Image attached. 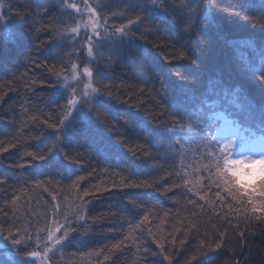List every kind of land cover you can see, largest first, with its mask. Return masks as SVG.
Masks as SVG:
<instances>
[{"label": "trees", "instance_id": "16d2710c", "mask_svg": "<svg viewBox=\"0 0 264 264\" xmlns=\"http://www.w3.org/2000/svg\"><path fill=\"white\" fill-rule=\"evenodd\" d=\"M0 1V264H36L63 226L58 264H264V224L213 180L203 138L220 112L264 137V0ZM77 63L97 95L69 115L60 79ZM220 232L228 244L201 255Z\"/></svg>", "mask_w": 264, "mask_h": 264}, {"label": "snow or ice", "instance_id": "6c2138e0", "mask_svg": "<svg viewBox=\"0 0 264 264\" xmlns=\"http://www.w3.org/2000/svg\"><path fill=\"white\" fill-rule=\"evenodd\" d=\"M85 3H87V0H85ZM72 8H77L76 4L71 5ZM95 12L96 10L93 8L89 9V14L93 16L94 18L90 21V23L93 26V29H97L98 25V19L95 18ZM135 19H138L135 18ZM134 20H128L127 25L121 24L119 27L115 28V32H122L125 30V28L133 23ZM77 29L73 28L72 32H76ZM91 42V38H89V43ZM43 43V42H42ZM91 54V53H89ZM184 58V53L180 52L178 56L172 57V59H181ZM167 61H170L171 59L168 57H165ZM75 67V66H73ZM85 73L89 76L92 75V72L85 68ZM178 74V73H177ZM258 78L264 82V75H259ZM86 88L88 85L85 86ZM92 91H97V89L93 88ZM87 95V93H85ZM77 103L76 97L73 96L72 98L67 100V108L69 111H71L72 107ZM64 117L61 116V123L63 122ZM175 120L174 117H171V121ZM160 123H166L165 121H160ZM52 125H49L51 127ZM56 129H59V126L56 127ZM14 147V145L9 144L8 149H11ZM221 150L224 152L223 156V166L218 167L217 175L218 177L222 178L224 185L226 186V189L229 190V194L232 195L233 200H236L237 197L240 198L239 202L244 205L243 212L246 217H251L252 219L249 221L250 225L254 226L253 221L259 222L260 224H264V171H261L259 173L251 174L246 177V184L244 186H241L237 184L236 180L234 179V176L232 174V170L235 168V165L237 164H243L246 162H255L260 161L261 164H264V155L257 157V158H251V157H241V158H231L230 152L227 150L232 148L231 142H225L220 144ZM7 149L0 148V153L6 151ZM51 149H49L50 151ZM132 154L135 156L136 152L133 151ZM147 155V153H145ZM27 156L33 157L34 159H43L42 154L40 153H32L27 152ZM66 159L72 160L76 159V157H70L66 154ZM85 179L84 176H78L76 178L77 183L80 180ZM113 187L118 188H126V187H137V188H149L153 185L150 183H145L143 181L140 182H128L125 183L124 181L119 182L118 184L112 185ZM73 187H76V184H73ZM234 190V191H233ZM97 191H103V189L97 188ZM90 195V193L85 192V196ZM217 196H220V193H216ZM203 199V197H201ZM246 198V201L245 199ZM191 203V201H190ZM78 219H86L84 216L78 217ZM145 220H147V217H145ZM191 228H195L196 225L192 224L190 225ZM71 230V229H70ZM69 230V231H70ZM69 231H64V235L60 236L59 239L56 238V235L53 231H48V240L51 241L53 244H59L61 241H63L66 236L68 235ZM20 230L17 229L16 235L20 236ZM243 235V233H241ZM210 243H208V246L205 247L206 241H201V249L202 251L200 254H206L208 251H215L221 247H225L228 244V238L226 237L225 232L219 233V238H207ZM22 242V239H14L13 243L19 244ZM180 244L184 245L185 240H180ZM161 248H163V245H159ZM45 252H47V249H45ZM28 255L32 257H39L41 253L33 251L28 253ZM108 257H105V260H107ZM165 259H168V257H165Z\"/></svg>", "mask_w": 264, "mask_h": 264}, {"label": "rangeland", "instance_id": "374dc122", "mask_svg": "<svg viewBox=\"0 0 264 264\" xmlns=\"http://www.w3.org/2000/svg\"><path fill=\"white\" fill-rule=\"evenodd\" d=\"M2 2L0 1V21H2L1 18V11H2ZM81 15L83 17V25H84V32L86 35V54H89V45H88V38L94 33V29L90 21L94 18L89 14L90 7L87 4H84L83 6H79ZM79 11V10H78ZM95 18L98 19L97 14L95 13ZM3 31H7V27L1 22ZM99 19H98V25L97 29H99ZM90 59V57H89ZM75 67H72L71 71L68 75L65 77H62L61 85L68 88L70 90V96L69 99L73 96L76 97L77 103L72 107L71 111H69V115L77 108L81 109H88L92 99L97 95L96 92L92 91L93 87L91 85V77L85 73V68H88V65L85 63H77L74 65ZM88 85L86 88L85 86ZM87 93V95L85 94ZM220 116V126L217 130L216 136L219 138L221 143L225 142H231L232 148L234 149L233 153L231 154V158H241V157H251V158H257L262 155H264V140L260 137H248L245 138L243 136L239 135V132H241L236 126H234L230 119L223 113L219 114ZM204 139L207 142V148L210 147V142L208 140V137H204ZM208 151V150H207ZM210 151H208L209 153ZM211 165L216 169L217 167L223 166V158L220 160H217L216 158L210 157ZM243 166L237 170L234 168L232 170V174L235 175L237 178L245 182L246 184V177L251 174H255V169H259L262 165L260 161L255 162H246L242 164ZM202 166V165H200ZM216 172V170H215ZM222 179L218 177L217 175H213V180ZM224 185V184H223ZM225 191L229 192V190L226 189V186L224 185ZM234 191V190H233ZM64 231H69V227L65 228L63 226L61 229L54 228V233L56 235V238L59 239L60 236L64 235ZM70 232V231H69ZM69 237V233L66 236V238L61 241L59 244L67 240ZM50 245L42 244L38 246L33 251L41 253L39 257H32L28 255V258L30 261L35 262L36 264H58L55 260V251L56 247L59 244H53L51 241H48ZM45 249H47V252H45ZM6 251L5 246L0 241V252L4 253ZM32 251V252H33ZM7 252V251H6Z\"/></svg>", "mask_w": 264, "mask_h": 264}, {"label": "clouds", "instance_id": "9594fccd", "mask_svg": "<svg viewBox=\"0 0 264 264\" xmlns=\"http://www.w3.org/2000/svg\"><path fill=\"white\" fill-rule=\"evenodd\" d=\"M242 166H243L242 164H237V165H235V168L237 170H239ZM254 171H255V173H259L261 171H264V165H262L259 169H255Z\"/></svg>", "mask_w": 264, "mask_h": 264}]
</instances>
